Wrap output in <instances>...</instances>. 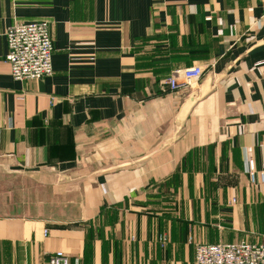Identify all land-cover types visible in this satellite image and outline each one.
Masks as SVG:
<instances>
[{
    "label": "crops",
    "instance_id": "1",
    "mask_svg": "<svg viewBox=\"0 0 264 264\" xmlns=\"http://www.w3.org/2000/svg\"><path fill=\"white\" fill-rule=\"evenodd\" d=\"M42 21L53 75L16 81L6 32ZM193 67L202 79L170 91ZM251 161L264 170V0H0V177L16 182L0 264H194L196 244H264Z\"/></svg>",
    "mask_w": 264,
    "mask_h": 264
},
{
    "label": "built area",
    "instance_id": "2",
    "mask_svg": "<svg viewBox=\"0 0 264 264\" xmlns=\"http://www.w3.org/2000/svg\"><path fill=\"white\" fill-rule=\"evenodd\" d=\"M6 36L7 61L14 80L36 81L53 75L54 46L49 22L15 24L7 30ZM203 76L202 67H193L170 77L167 84L170 91L178 93L198 83ZM249 179L252 185H264V170H257L252 161ZM47 264H70V258L58 251L49 256ZM194 264H264V244L248 241L196 244Z\"/></svg>",
    "mask_w": 264,
    "mask_h": 264
},
{
    "label": "rangeland",
    "instance_id": "3",
    "mask_svg": "<svg viewBox=\"0 0 264 264\" xmlns=\"http://www.w3.org/2000/svg\"><path fill=\"white\" fill-rule=\"evenodd\" d=\"M15 178L1 175L0 177V215H10L16 212L15 208Z\"/></svg>",
    "mask_w": 264,
    "mask_h": 264
},
{
    "label": "water",
    "instance_id": "4",
    "mask_svg": "<svg viewBox=\"0 0 264 264\" xmlns=\"http://www.w3.org/2000/svg\"><path fill=\"white\" fill-rule=\"evenodd\" d=\"M207 92H208V84L206 87L203 88V95H206ZM194 103H195L194 102V96H191L190 100L188 101L187 108H189V107L191 108Z\"/></svg>",
    "mask_w": 264,
    "mask_h": 264
}]
</instances>
